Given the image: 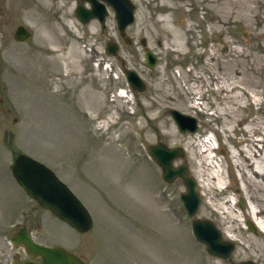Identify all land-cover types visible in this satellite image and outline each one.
Here are the masks:
<instances>
[{"label": "rangeland", "instance_id": "rangeland-1", "mask_svg": "<svg viewBox=\"0 0 264 264\" xmlns=\"http://www.w3.org/2000/svg\"><path fill=\"white\" fill-rule=\"evenodd\" d=\"M77 1L0 0V264L29 258L12 242L13 224L23 221L37 242L63 246L87 264H231L195 238L180 199L183 181L165 182L148 146L161 139L183 148L175 165L187 162L195 178L185 147L191 136L200 140L215 129L223 144L233 145L242 136L227 137L217 116L224 100L200 75L230 78V69H239L243 85L260 90L264 101V0H132L137 10L126 31L129 45L118 36L114 13L104 33L95 21H79ZM19 24L32 32L25 42L14 39ZM107 38L119 42L120 58L104 52ZM142 38L158 56L153 69ZM124 67L143 78L145 92L118 94L128 88ZM183 84L203 93L193 98ZM195 103L204 112L192 108ZM170 108L197 118V130L181 131ZM241 114L264 119V103ZM19 153L43 162L69 186L93 216L91 230L74 229L28 197L12 173ZM227 168L226 183H236L234 205L244 209L242 181ZM204 200L196 217L211 220L235 244L233 260L264 264L258 227L250 230L240 216L233 240L217 215L203 211Z\"/></svg>", "mask_w": 264, "mask_h": 264}, {"label": "water", "instance_id": "water-1", "mask_svg": "<svg viewBox=\"0 0 264 264\" xmlns=\"http://www.w3.org/2000/svg\"><path fill=\"white\" fill-rule=\"evenodd\" d=\"M93 8L88 9L80 5L76 10L77 16L83 23L98 18L102 24L105 23L108 14L106 5L99 0H88ZM114 7L119 26L122 31L134 21V5L130 0H108ZM31 31L23 24L17 26L14 37L23 42L31 37ZM127 42H131L126 38ZM143 44L146 41L142 40ZM119 47L117 43L108 41L107 53L117 55ZM147 63L155 67L157 57L146 50ZM127 81L131 88L144 92L146 84L135 70L124 69ZM170 114L175 119L179 128L183 131L195 132L198 128L197 120L193 116L184 114L177 109H171ZM148 152L154 161L162 169V177L167 183H174L181 179L186 187L180 199L183 202L188 215L192 218V229L194 236L207 247L209 254L224 260H230L231 264H257L252 260L235 262L232 253L235 244L230 240H224L222 232L208 219L197 218L200 204L202 202L196 179L192 176L187 162L175 165V160L183 158L185 151L181 147H170L161 139L155 144L148 146ZM13 174L30 197L37 200L43 207L49 209L61 219L67 221L81 232L89 231L93 226V219L79 198L48 166L32 158L27 154H19L13 165ZM240 206L244 202L240 200ZM249 229L255 231L251 221L247 220ZM16 246L24 245L31 258L20 261L15 258L11 264H87L81 257L62 246H47L36 242L31 236L29 229L23 227L20 233L13 237Z\"/></svg>", "mask_w": 264, "mask_h": 264}, {"label": "bare ground", "instance_id": "bare-ground-1", "mask_svg": "<svg viewBox=\"0 0 264 264\" xmlns=\"http://www.w3.org/2000/svg\"><path fill=\"white\" fill-rule=\"evenodd\" d=\"M179 43L183 44L184 42ZM249 73L254 72L249 70ZM230 74L234 76L229 78L224 77V75L215 77L207 75L204 78L200 75V78L206 81H203L206 87H210L212 91L218 94L221 101L224 100L223 106L217 110V116L222 118L223 129L227 133V137H231L233 136L232 133L240 131L242 136L236 138L235 143V147L238 149H226L222 154H212L214 145L211 138L198 140L192 136L185 147L188 149L197 184L202 188V196L206 197L203 211L217 215L221 223L226 225V235L233 240L238 239L233 226L236 225L235 223H239L240 216L246 217L256 228L258 227L259 233L255 241L261 243L264 239V119L258 116L248 118L241 114V110L245 107H260L264 101L260 90H251L250 92L243 85L244 79H241L242 72L239 69H230L227 75ZM187 75L188 73L185 72V76ZM182 79L186 80L185 77ZM189 88L183 84V90L193 98L198 99L199 95L203 93L202 88H197L191 92H189ZM128 92V89L121 88L118 94L122 97H128ZM198 105L199 103H195L191 107L198 108ZM200 107L198 109L202 111L205 109L201 103ZM225 163L228 164L231 171L236 168L240 173V182H242L241 186H238V191L240 196L242 192L244 193L242 197H246L244 209L238 210L234 205L235 201L233 202V200L236 198L232 197L231 194H234L233 190L236 183L235 179L231 180L229 184L226 183ZM214 195L224 196L220 201H216ZM237 195L239 196V194Z\"/></svg>", "mask_w": 264, "mask_h": 264}, {"label": "flooded vegetation", "instance_id": "flooded-vegetation-1", "mask_svg": "<svg viewBox=\"0 0 264 264\" xmlns=\"http://www.w3.org/2000/svg\"><path fill=\"white\" fill-rule=\"evenodd\" d=\"M100 1H102V2H104L106 5H107V7H108V10H109V15H108V17H107V19L109 18V16L111 15V13H114V10H113V8L110 6V2L108 1V0H100ZM78 3H77V6H79V5H84L85 7H88V8H92V5L89 3V1H87V0H84V1H82V0H78L77 1ZM135 4V11L137 10V5H136V3H134ZM93 21H95V22H97L98 24H99V26L102 28V32H106V27L108 26V23H107V21H106V23H105V25H102L100 22H99V20H97V19H94ZM132 25H135V21H134V23H132L130 26H132ZM129 26V27H130ZM128 27V28H129ZM127 28V29H128ZM127 29H126V31H127ZM125 31V32H126ZM117 32H118V36L120 37V38H125V36H123L122 34H121V32H120V30H119V28H118V30H117ZM126 34V33H125ZM108 39V38H107ZM133 41V40H132ZM143 46V45H142ZM105 48H106V44L103 46V49H104V51H105ZM145 48V47H144ZM136 93V92H135ZM35 201V200H34ZM36 202V201H35ZM37 204H39L38 202H36ZM13 226H15V230H14V232L12 233V238H13V236H15L17 233H20V231H21V228L23 227V226H27L28 228H30L28 225H27V223H25L24 221L22 222V224H20V222H17V223H14L13 224ZM37 226V225H36ZM30 231H33V229H31L30 228Z\"/></svg>", "mask_w": 264, "mask_h": 264}]
</instances>
